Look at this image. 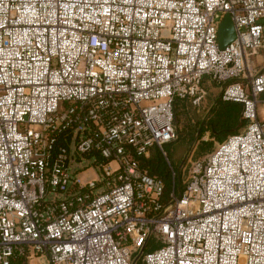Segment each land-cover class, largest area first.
<instances>
[{"label": "built area", "instance_id": "1", "mask_svg": "<svg viewBox=\"0 0 264 264\" xmlns=\"http://www.w3.org/2000/svg\"><path fill=\"white\" fill-rule=\"evenodd\" d=\"M263 48L264 0H0V264H264ZM205 76L249 122L163 206L139 157Z\"/></svg>", "mask_w": 264, "mask_h": 264}, {"label": "trees", "instance_id": "2", "mask_svg": "<svg viewBox=\"0 0 264 264\" xmlns=\"http://www.w3.org/2000/svg\"><path fill=\"white\" fill-rule=\"evenodd\" d=\"M189 104H193L190 98H176L174 101V127L177 138L170 142L176 144L177 150L170 153L164 149L166 152L164 155L160 147L154 145L148 154L139 157L141 166L164 182V192L161 198L163 206L170 205L174 197L178 196L180 191L183 192L185 188V173L189 162L184 168H180L183 159L182 153L188 149L196 135H199V140L196 142L193 152L195 157L199 158L200 155L204 156L213 151L215 142H223L230 135L241 132L249 122L244 116V106L241 102L226 101L217 97L213 100L209 110L202 117L197 116L194 125L187 128V123L185 125L182 123ZM206 133H209L210 139L200 141ZM179 177H181V182H179ZM152 238L156 237L151 235L148 238L145 249L149 247ZM139 259L142 260V257Z\"/></svg>", "mask_w": 264, "mask_h": 264}, {"label": "rangeland", "instance_id": "3", "mask_svg": "<svg viewBox=\"0 0 264 264\" xmlns=\"http://www.w3.org/2000/svg\"><path fill=\"white\" fill-rule=\"evenodd\" d=\"M231 19H232L231 14L228 13L223 18L221 24L223 22H225V23L227 22L228 24L232 23L231 26L233 27L234 22ZM234 28H235V26L232 29L229 28V31L227 33L225 31L226 35L224 37L221 36L220 41H219V45L221 47L226 46V44L224 43V39H226L227 35L232 34V32L235 30ZM235 33H236V31H235ZM218 37H219V34H218ZM254 63L256 64L257 69H260L264 66V53H262V51L260 52V55L258 57H256V59L254 60ZM203 87L206 91V95L203 98L201 104L200 105H196L194 103L191 105L189 104L188 111L185 113V115L183 117L184 120H183L182 125H185L187 123V126H186L187 128L193 126L196 117L197 116L202 117L209 110V107L211 106L213 100L217 97H220L222 94V88H221L220 84L213 81L208 76L204 77ZM263 97H264V94L261 95V97H260L261 100H263ZM209 139H210V135H209V133H206L202 136V139H200V141L209 140ZM198 140H199V135H196L194 141L189 144L188 149L182 153L183 159H182V162L180 164L181 169L184 168L188 162H189L188 163V167H189L190 160H194L196 158L193 151H194V148L196 146V142ZM217 145H218V142H215L214 146L216 147ZM163 147H164V149H166L170 153L175 152V150H177V148H178V147H176V144L173 142L166 143V144H164ZM202 155H200V156H202ZM94 160H95L94 157L83 156L82 158H80L77 161H74L72 163V170L74 171L75 169L78 168V170L80 171L78 176L83 181H87V180L92 179L94 177H99L100 171L98 170ZM188 167H187V172L185 173V175H186L185 179H187ZM158 247H160V242H158V240L156 238H152L150 240V245L148 248L145 249V252L152 251ZM139 254H140V252L137 253L135 255V257H137ZM137 264H144V262L139 259Z\"/></svg>", "mask_w": 264, "mask_h": 264}, {"label": "water", "instance_id": "4", "mask_svg": "<svg viewBox=\"0 0 264 264\" xmlns=\"http://www.w3.org/2000/svg\"><path fill=\"white\" fill-rule=\"evenodd\" d=\"M231 24L232 23L228 24L227 22L226 23L223 22L222 24H220L219 33H218L219 34V37H218L219 41H220L221 36L224 37L226 35L225 31L227 33L229 31V28L232 29L234 27V24H233V27L231 26ZM235 37H236V33H235V30H234L232 32V34L227 35L226 39H224V43L226 45L229 44L230 42H232L235 39ZM179 182H181V177H179ZM181 196H182V192L180 191L179 194H178V197L180 198ZM144 249H145V246L141 249L140 254L137 257H135L134 262L138 261V259L141 257L142 253L144 252Z\"/></svg>", "mask_w": 264, "mask_h": 264}, {"label": "crops", "instance_id": "5", "mask_svg": "<svg viewBox=\"0 0 264 264\" xmlns=\"http://www.w3.org/2000/svg\"><path fill=\"white\" fill-rule=\"evenodd\" d=\"M261 51H262V53H264V48L259 51V53L254 57V60L256 59V57H258L260 55Z\"/></svg>", "mask_w": 264, "mask_h": 264}]
</instances>
